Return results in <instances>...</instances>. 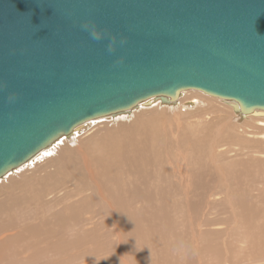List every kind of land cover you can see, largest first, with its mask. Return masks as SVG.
<instances>
[{
  "label": "rangeland",
  "instance_id": "374dc122",
  "mask_svg": "<svg viewBox=\"0 0 264 264\" xmlns=\"http://www.w3.org/2000/svg\"><path fill=\"white\" fill-rule=\"evenodd\" d=\"M185 100L91 123L94 180L63 147L1 178L0 264H264L262 117Z\"/></svg>",
  "mask_w": 264,
  "mask_h": 264
},
{
  "label": "water",
  "instance_id": "95a60500",
  "mask_svg": "<svg viewBox=\"0 0 264 264\" xmlns=\"http://www.w3.org/2000/svg\"><path fill=\"white\" fill-rule=\"evenodd\" d=\"M183 91L264 117V0H0V179Z\"/></svg>",
  "mask_w": 264,
  "mask_h": 264
},
{
  "label": "bare ground",
  "instance_id": "6f19581e",
  "mask_svg": "<svg viewBox=\"0 0 264 264\" xmlns=\"http://www.w3.org/2000/svg\"><path fill=\"white\" fill-rule=\"evenodd\" d=\"M188 92H192L194 95L191 96L190 98L186 99L184 98V94L188 93ZM197 95H200L199 98ZM202 98H212L208 95H205L201 92H198V91H183L179 100L178 101H181V102H184L185 100V106H194L196 103L200 102V100H202ZM153 103V102H151ZM156 107V106H161V108L163 107L160 103H153L152 105L150 106H143L141 109L143 110H148V109H151L152 107ZM179 108V106L177 107V109ZM137 109V108H136ZM139 109V108H138ZM137 109V110H138ZM139 112V111H138ZM138 114V113H137ZM139 115V114H138ZM118 116L120 115H117L115 117H99V118H95V119H92V120H89L83 124H81L79 127H77L74 132L72 134H70L69 137H63V138H59L52 146L48 147L47 149H44L42 150L40 153L44 154V153H54L53 149L57 150V151H61L62 152V149L64 148H68V149H71L72 151H74L76 153L75 155V161L76 163H78L79 166H81L89 175L90 177L94 180L95 177H94V173H93V170L95 169V163L94 161L91 159L92 157L89 156V154L86 152L84 146L86 144H89V143H94L98 140L99 138V134H97V129H94V127H91L90 124L93 123V122H99L100 124H105V123H110L108 121H111V120H115ZM121 120V119H120ZM112 122V121H111ZM115 122V121H114ZM117 122V121H116ZM258 122V127L260 128H264V117H262L261 119L257 120ZM202 126L203 125H206V122L203 121V120H200L199 122ZM204 127V126H203ZM92 131V132H91ZM107 131V130H106ZM91 132V135L94 134L95 135V139H92L91 137L87 138V139H83L82 138V135L85 134V133H89ZM95 132V133H94ZM108 132V131H107ZM109 134V133H108ZM102 137V136H101ZM264 138V136L262 137ZM117 140V139H116ZM119 140V139H118ZM250 140V139H249ZM64 141H67V143L64 145ZM120 142V141H119ZM111 144V142H110ZM94 145H97L96 143ZM63 147V148H62ZM215 148V147H214ZM216 149V148H215ZM92 150H95V148H92ZM64 151V150H63ZM60 153V152H58ZM97 153V152H96ZM99 153V152H98ZM64 154V153H63ZM62 154V155H63ZM68 154V153H67ZM69 154H71L69 152ZM218 155L219 152L215 151L213 152V155ZM222 154H227V153H222ZM99 155V154H98ZM114 155V154H113ZM69 156V155H68ZM71 156V155H70ZM73 156V155H72ZM43 157L45 158L46 157V154L43 155ZM94 157V156H93ZM65 158V157H64ZM71 158V157H70ZM66 159V158H65ZM68 160V159H67ZM71 160V159H70ZM108 160V159H107ZM30 161V160H29ZM64 162V160H63ZM113 162V161H112ZM20 167H18L16 170H12L10 173L8 174H13L14 172L18 171ZM110 170V169H109ZM182 170V169H181ZM175 171V170H174ZM180 171V170H179ZM7 174V175H8ZM157 174H159V172L157 171ZM182 174V173H180ZM179 175V174H178ZM184 175V174H182ZM187 176V175H186ZM185 176V177H186ZM181 177V175H180ZM182 178V177H181ZM187 178V177H186ZM184 179V178H182ZM188 179V178H187ZM109 182V181H108ZM100 183V182H99ZM106 184V183H105ZM102 185V184H101ZM99 185V184H95L94 185V188L96 190V193L102 198V202L105 204H109V209L111 208V211H113L114 215L115 216H118V211H119V206H117V203L116 200H113L112 198H109L106 194V192L103 190L102 186ZM190 185V184H189ZM152 187V186H151ZM107 188V186H106ZM108 189V188H107ZM167 189V188H166ZM106 190V189H105ZM189 190V189H188ZM115 191V190H113ZM157 191V190H156ZM187 192V191H186ZM190 192H191V189H190ZM115 193V192H113ZM153 194V193H152ZM160 194V192H159ZM163 194V193H162ZM187 194V193H185ZM170 195V194H169ZM116 196V195H115ZM159 197V196H158ZM157 197V198H158ZM117 198V196H116ZM119 200V199H117ZM249 201V200H248ZM156 202V201H155ZM254 202V201H253ZM264 202V201H263ZM120 203V201H119ZM128 203V202H127ZM159 203V202H158ZM106 204V205H107ZM153 205V204H152ZM132 207V206H131ZM150 207V206H149ZM152 209V208H151ZM249 212V211H248ZM122 213V212H121ZM146 214V212H145ZM254 215V214H252ZM150 216V215H149ZM153 216V215H152ZM255 217V216H254ZM263 217V216H262ZM257 218V217H256ZM264 221V220H263ZM254 226V225H253ZM252 229V228H251Z\"/></svg>",
  "mask_w": 264,
  "mask_h": 264
},
{
  "label": "clouds",
  "instance_id": "9594fccd",
  "mask_svg": "<svg viewBox=\"0 0 264 264\" xmlns=\"http://www.w3.org/2000/svg\"><path fill=\"white\" fill-rule=\"evenodd\" d=\"M93 35H94V38H97V39L99 38V36L97 34L94 33ZM124 42H126V41H124Z\"/></svg>",
  "mask_w": 264,
  "mask_h": 264
},
{
  "label": "snow or ice",
  "instance_id": "6c2138e0",
  "mask_svg": "<svg viewBox=\"0 0 264 264\" xmlns=\"http://www.w3.org/2000/svg\"><path fill=\"white\" fill-rule=\"evenodd\" d=\"M48 155H50V153H48Z\"/></svg>",
  "mask_w": 264,
  "mask_h": 264
}]
</instances>
